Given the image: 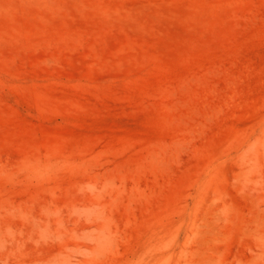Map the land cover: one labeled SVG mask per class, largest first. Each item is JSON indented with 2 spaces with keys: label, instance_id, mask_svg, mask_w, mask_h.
<instances>
[{
  "label": "rangeland",
  "instance_id": "1",
  "mask_svg": "<svg viewBox=\"0 0 264 264\" xmlns=\"http://www.w3.org/2000/svg\"><path fill=\"white\" fill-rule=\"evenodd\" d=\"M0 264H264V0H0Z\"/></svg>",
  "mask_w": 264,
  "mask_h": 264
}]
</instances>
